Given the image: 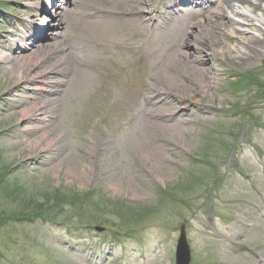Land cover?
<instances>
[{"label":"rangeland","instance_id":"rangeland-1","mask_svg":"<svg viewBox=\"0 0 264 264\" xmlns=\"http://www.w3.org/2000/svg\"><path fill=\"white\" fill-rule=\"evenodd\" d=\"M43 3L0 0V264H174L181 225L191 264H264V45L240 65L220 57L236 42L216 4L162 31L166 1L72 0L55 10L76 58L58 89V57L12 43L18 20L57 23ZM168 63L178 95L160 90ZM200 75L215 80L203 89Z\"/></svg>","mask_w":264,"mask_h":264},{"label":"bare ground","instance_id":"bare-ground-1","mask_svg":"<svg viewBox=\"0 0 264 264\" xmlns=\"http://www.w3.org/2000/svg\"><path fill=\"white\" fill-rule=\"evenodd\" d=\"M194 1L195 3L199 4V6L207 3V0H194ZM175 4L176 2L170 3V7H174ZM214 13L221 14L226 17V22L228 23L227 26L229 27L228 33L230 34L232 39L235 40L236 45L234 46L228 45L227 49L224 50L223 49L216 50V48L214 47L212 49L216 51V53H218L220 57L225 59V61H230L238 65H240L243 62L249 61L251 58V54H253V52L255 51L253 47L258 48L264 45V0H222V2L218 4V8L214 11ZM55 15H56L55 18L61 17V14L56 13ZM213 25H215L214 22H212V20H209V24H207L206 26L201 25L198 28L199 29L198 31L202 36H204V38L211 39V33L209 29L210 27L213 28ZM184 44L185 41H183L181 46L183 47ZM42 49L45 50L43 52H46L45 54L48 55L49 57L56 56L55 52L59 50V48L56 47V45L53 46V44L47 45ZM45 54L42 56H45ZM179 54L183 57H186L187 62H184L180 58ZM179 54H174L172 59L184 63V66L187 68H191L189 66V63H191L192 61H197V58L193 59L190 57L191 58L190 59L189 57H187L188 56L187 54H183V53H179ZM25 59L26 60L16 59L15 61V65H16L15 72L18 77H22L23 71L28 68L29 64H33L34 62L37 63L42 60L41 56H39L38 54H32ZM0 60L7 62L8 60H10V58L1 54ZM173 63L174 61L171 62V65H173ZM66 65H67L66 57L60 56L57 58L56 63L53 66L54 68L59 67V70L63 72L66 68ZM168 67H169V63L164 64L163 67L159 70V73L163 78V82L165 84V87L161 88L160 90L163 92H168L174 95H178L180 94L181 86L177 84L176 77L173 74L168 73ZM46 73L42 75L40 79L36 80V81L39 80L38 82L41 83L43 86L46 83L45 77L48 75ZM207 73L208 72L205 73L206 76H209L207 75ZM201 75L197 76L195 82L199 87L203 89L205 87H209V85H211L210 84L211 81L215 80L212 76L210 79L206 80L204 79L205 76L203 77ZM38 91L44 92V90L42 89H39ZM189 93L191 94L192 91H189ZM42 103L46 106L50 103V101H43ZM27 112H25V116H28L31 113V110ZM151 115L158 116L159 111L152 110L150 116ZM44 140H46V138ZM46 142L51 143L53 141L48 140ZM143 159L149 166L146 167L147 171L155 178L159 179V176L154 174L155 170H154V166L152 165L153 162L151 159V155L149 153H145L143 155ZM83 175L85 177V180L88 181L90 171H88V169L85 168Z\"/></svg>","mask_w":264,"mask_h":264},{"label":"water","instance_id":"water-1","mask_svg":"<svg viewBox=\"0 0 264 264\" xmlns=\"http://www.w3.org/2000/svg\"><path fill=\"white\" fill-rule=\"evenodd\" d=\"M189 250L185 241L184 228L181 227V236L176 250V264H189Z\"/></svg>","mask_w":264,"mask_h":264},{"label":"trees","instance_id":"trees-1","mask_svg":"<svg viewBox=\"0 0 264 264\" xmlns=\"http://www.w3.org/2000/svg\"><path fill=\"white\" fill-rule=\"evenodd\" d=\"M28 215H25L24 217H27ZM40 218V216L38 215V216H34V218ZM16 219H19V218H16Z\"/></svg>","mask_w":264,"mask_h":264}]
</instances>
